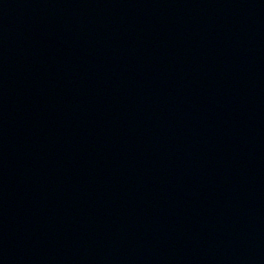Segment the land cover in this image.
Instances as JSON below:
<instances>
[{
	"label": "water",
	"instance_id": "water-1",
	"mask_svg": "<svg viewBox=\"0 0 264 264\" xmlns=\"http://www.w3.org/2000/svg\"><path fill=\"white\" fill-rule=\"evenodd\" d=\"M0 264H264V0H0Z\"/></svg>",
	"mask_w": 264,
	"mask_h": 264
}]
</instances>
